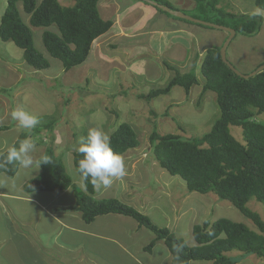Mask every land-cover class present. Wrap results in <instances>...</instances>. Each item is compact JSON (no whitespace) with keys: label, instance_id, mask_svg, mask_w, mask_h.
Here are the masks:
<instances>
[{"label":"rangeland","instance_id":"obj_1","mask_svg":"<svg viewBox=\"0 0 264 264\" xmlns=\"http://www.w3.org/2000/svg\"><path fill=\"white\" fill-rule=\"evenodd\" d=\"M37 1L40 3L42 0ZM58 1L65 7L74 4L73 0ZM167 1L173 7L175 6L176 0ZM177 3L180 7L175 6L179 9L177 11L184 15L189 17L200 15L194 2L177 0ZM6 4L7 0H0V16L5 10ZM117 5L116 3L114 6L118 9ZM17 6L23 21L31 27L30 16L24 12L22 3L19 2ZM218 6L224 9L225 13L234 14V16L259 14L264 18V11L258 9L255 0H220ZM120 7L119 10H124V12L128 9L125 4ZM129 10L134 11L133 8H129ZM156 10L154 8V11ZM149 14L150 12H147L146 18ZM162 15L167 16L174 23L176 21L187 23L167 14ZM204 29L212 31H206L207 37L210 36L209 39H213L211 33L218 36L224 35L228 38L224 31L205 27ZM31 30L36 49L50 61L51 66L48 70L33 69L25 62L23 51L19 47L12 42L0 39V45L3 47V52H0L1 61L9 56L12 63L23 62L21 73L25 75V80L17 87L1 88L2 86H0V92L3 93H0V126L5 125L10 128L7 131H0V157L6 152L8 146L16 144L22 133H28V138L36 143V150L32 153L33 159L38 160L42 155H45L46 148L53 145L55 157L63 163L67 175L76 187H71L67 191H43L27 194L24 192L23 186L40 176L42 168H19L13 179L0 175V177L2 176L1 180L4 179L7 182L5 185L7 191L22 194L24 198L34 195L36 199L42 197V203L47 208L54 209L71 205L76 200V192L83 191L85 188L81 187L73 156L80 138L87 134L90 128H99L109 137L121 123L125 122L136 131L140 146L121 156L125 164V175L120 179H115L117 181L104 191L102 199L114 198L113 196L117 195L116 199L127 204L128 196L126 195H130V203L137 207L128 205L149 216L155 225L169 227L176 236L183 238L192 246L196 245L193 238V227L202 225L205 221L213 223L219 219H228L234 223H243L252 231L259 232L238 209L233 207L230 202L221 200L216 194L211 192L206 195L197 192L190 193L181 177L170 175L160 167L152 156L150 136L154 129L162 135L173 133L186 138L197 137L210 132L214 121L219 118L220 112L215 93L208 92L200 101L203 84L193 86L189 94L184 88L176 86L169 94L159 96L151 101L139 97L140 94L147 96L152 89L168 86L175 72L165 67V61L170 65L175 64L182 73H193L194 71L199 81H202L201 60L203 58L195 59L194 51H190L188 52V62L180 57L181 61L176 58L172 63L165 56L164 51H155L151 48L148 50L147 48L146 59L140 60V56L137 55L143 52L135 55L137 51L124 49L128 47L125 46L127 38L115 42L114 46L111 43L119 40L121 34L107 32L93 43L92 51L97 52V55L89 57L86 65L67 71V74L64 72L62 63L58 59L52 58L46 50L42 39L45 30L34 27H31ZM50 30L55 32L57 29L53 27ZM181 30L185 32L184 29ZM123 34L125 35L126 32L123 31ZM106 35L107 41L100 42L101 38ZM130 35L134 39L138 38ZM149 36L151 35L146 37L150 40ZM216 39L214 38L215 42ZM149 40H144V44L146 45V41L149 42ZM103 43L106 47H101ZM132 44L136 45L137 43H131V46ZM132 54L134 55L132 56ZM167 54L179 57V55H183V50L175 49L173 53ZM227 59L242 74H248L258 65L264 63V21L261 30L256 35L238 34L233 38L228 47ZM143 65L150 67H144L141 72L135 71ZM86 66L87 68H85ZM63 69L64 71H62ZM53 75L54 77H52ZM15 110H23L35 116L39 123L30 132L20 130L11 117V113ZM151 111L156 113V117L151 114ZM258 118L259 121L264 122V113ZM54 120L57 124L52 131L43 129L47 121ZM154 122L156 126H154ZM231 132L238 141L243 142L240 128L232 127ZM123 186H125L124 194L121 193ZM100 192L98 190L93 197L101 200ZM140 198L146 199V203L143 204ZM27 204L29 205V203ZM248 207L258 213L264 221V205L262 203L251 198ZM71 212L74 213L71 214ZM65 215L78 219L75 227L85 226L81 214L77 211L72 210L66 212ZM25 216L28 224L30 222L29 212H26ZM5 219L8 221V218L0 217V264H51V258H55V256L61 258L65 256L69 262L73 260L69 259L68 250H62V253L52 250L56 245L47 249L48 253L35 249L30 240L16 236L15 232H10L9 227L4 223ZM96 226L107 230L114 236L122 231L121 224L112 217L107 219L97 217ZM147 232L154 236L149 229ZM61 237L72 250L74 247L70 246L76 245L82 240L83 244L97 253L98 260L92 261L90 264H108L105 260L119 264L117 260L119 256L113 257L111 249L100 243L98 239H86L73 234V231L68 229L63 231ZM158 245L156 244L154 247L153 258L162 260L163 263L168 251L166 247H158ZM227 255L241 258L238 264H264V259L252 254L244 255L238 250ZM101 256H104L105 259L101 260ZM91 257L97 259L94 255ZM69 262L68 264H75ZM190 264L212 263L192 262Z\"/></svg>","mask_w":264,"mask_h":264},{"label":"trees","instance_id":"obj_2","mask_svg":"<svg viewBox=\"0 0 264 264\" xmlns=\"http://www.w3.org/2000/svg\"><path fill=\"white\" fill-rule=\"evenodd\" d=\"M73 1V6L65 7L58 0H43L40 3L37 0H7L0 16V39L19 47L23 51L24 60L33 69L45 71L50 68V61L36 49L31 30V27L43 28L45 31L42 39L47 52L62 63L65 71L86 65L93 43L111 31L113 22L101 18L98 8L100 0ZM152 1L174 11L179 10L167 0ZM191 1L200 12L199 16L193 18L234 29L235 36L256 35L262 28L264 18L259 14L234 16L225 13L218 6L220 0ZM19 2L22 3L24 12L30 16L31 27L20 15L17 6ZM255 5L264 11V0H255ZM157 11L171 16L162 10ZM176 19L192 24L184 19ZM53 27L57 29L55 32L50 30ZM223 45L224 43L215 49H209L201 60L202 81H199L194 71L182 73L176 65L165 61V67L175 72L168 86L152 89L147 96L140 94L139 97L151 101L169 94L176 86L184 88L189 94L193 86L199 84H203L200 101L208 92L217 95L220 116L214 121L210 132L186 138L173 133L162 135L154 129L150 136L152 156L170 175L181 177L190 193L216 194L238 209L259 232L228 219H219L213 223L205 221L202 225L193 227L196 245L192 246L169 228L155 225L149 216L133 206L114 198L95 199L93 196L96 188L91 183H87L83 191L76 192V207L69 208L80 212L86 224H91L99 216L111 214L130 217L155 234L154 241L146 247V251L152 252L156 243L162 241L170 251L172 264H238L241 258L227 255L235 250L264 259V221L248 207L251 198L264 205V122L258 118L264 113V70L249 79L237 75L222 60ZM194 51L195 59H199V53ZM263 65L264 63L258 65L253 72ZM151 114L156 117L154 111ZM49 121L43 129L52 131L57 122ZM232 127L242 130L243 142L234 137ZM9 129L6 126L0 127V131ZM27 134L22 133L15 144L17 147L22 140L28 138ZM109 141L113 151L120 156L140 146L136 131L125 122L109 136ZM54 153L53 145L46 148L45 155L50 156L53 163L41 165V175L24 185L25 193L67 191L76 187ZM5 156L6 152L0 157V175L13 179L19 167L5 164ZM73 156L77 169L81 155L76 151Z\"/></svg>","mask_w":264,"mask_h":264},{"label":"crops","instance_id":"obj_3","mask_svg":"<svg viewBox=\"0 0 264 264\" xmlns=\"http://www.w3.org/2000/svg\"><path fill=\"white\" fill-rule=\"evenodd\" d=\"M190 2L193 1L190 0ZM116 3L118 4V9L114 6ZM123 4L128 8L125 12L124 10H119L121 8L120 5ZM174 5L177 6V8H180L177 0ZM98 8L103 20L113 22L111 32H119L121 34L119 40H115L111 45L115 46V42L123 41L127 38L125 46L128 47H125L124 49L126 51H137L135 55L139 52H143L137 55L138 57L140 56V60L146 59V49L148 48L149 50L151 48L155 51H164L165 56H167L172 63L176 58L178 61H181L180 57L188 62V52L196 50V53H199L200 55L198 58H204L209 49H215L227 40L226 36L212 34L211 30L196 26L195 23L187 24L180 21L174 23L169 20L167 16L160 14L157 10L154 11L153 6L148 5L146 2H140L139 0H100ZM129 8H133L134 11L132 12ZM147 12H150L148 18H146ZM120 15L122 16L119 17ZM181 29H184L185 32H182L183 30ZM123 31L126 32L125 35L123 34ZM206 31H211L209 33H211L213 39H209L210 36L207 37L208 33ZM130 34L138 38L134 39ZM147 35H151L149 36L150 40L146 37ZM103 37L104 38H101L100 42L107 41V35ZM214 38H217L216 42L214 41ZM144 40H149V42L146 41L145 45L143 42ZM131 43L137 44H132L131 46ZM104 45L105 43H103L101 47H106ZM175 49L183 50V55L176 57L175 55L167 54L169 52L173 53V50ZM0 52H3V47L1 45ZM91 52L92 53L89 57L97 53H94L92 50ZM193 53H195V51ZM133 55L134 54H132V56ZM193 55L195 56L196 54ZM165 56L162 55L164 58ZM12 62L13 61H11V57L9 56L2 61L0 58L1 88L17 87L25 80V75L21 73V67L24 65L23 62ZM144 67L148 68L150 66L143 65V67L140 66L135 71L141 72ZM64 69L62 71H64ZM64 72L67 73V71ZM52 77H54V75ZM1 177L0 217L8 218V221L5 219L4 223L9 227V231L17 233L16 236L26 238L28 241L30 240L32 246L35 249L41 250V252L48 253L47 249L52 245H56L52 250L57 251L58 253H62V250H68L70 255L69 259H73L69 262L65 256L64 258L55 256V258H51V264H68V262H74L75 264H90L92 261L98 260V254L89 249L87 245L83 244L82 240L76 243V245H71L70 247H74V249H70L66 241L61 237L65 229L71 230L73 231V234L86 239H98L100 243H103L107 248L111 249L113 257L119 256L117 259L119 264H172L170 251L162 241H158L156 244H159L158 247H166L168 251V255L163 260V263L162 260H156V258H153L155 248H153L152 252L146 251L148 244L154 241L155 234L153 232L154 236L149 234L146 227H141L136 220L130 217L114 214L99 216L105 219L112 217L121 224L122 231L119 234L116 233V236L111 235L107 230L98 228L96 226V219L91 224L85 223V226L82 228L75 227L78 219L74 217L72 218V216H67L65 213L72 211L69 208L76 207V200L69 206H62L54 209L48 207V209L47 206L42 203V197L36 199V196L34 195L24 198L22 194L7 191L5 187L7 182L4 179L1 180ZM116 181L117 180H114L113 183ZM107 188L108 187L96 188V193L98 190L101 191V199ZM124 190L125 186H123L121 190L122 194H124ZM116 196L117 195L113 196L114 199H116ZM126 196H128L127 204L137 207L130 203V195ZM106 198L109 197L106 196ZM140 201L143 204L146 203V199L144 198H140ZM27 203H29V205ZM26 212H29L30 222H28V224L25 216ZM73 213L74 212H71V214ZM154 247H156V245ZM91 255L96 256L97 259L92 258ZM100 259L104 260L105 258L104 256H101ZM153 260H155V262H153ZM105 262L108 264H114L113 261L109 260H105Z\"/></svg>","mask_w":264,"mask_h":264},{"label":"clouds","instance_id":"obj_4","mask_svg":"<svg viewBox=\"0 0 264 264\" xmlns=\"http://www.w3.org/2000/svg\"><path fill=\"white\" fill-rule=\"evenodd\" d=\"M141 2L144 1L141 0ZM153 8L156 7L153 6ZM108 33L111 31L109 30ZM11 117L17 123V127L26 132H30L39 123L35 116L23 110L13 111ZM35 150L36 143L31 138H26L19 143L18 147L16 145L7 147L4 163L15 164L22 169H39L41 165L53 163L48 155H42L38 160H34L32 153ZM76 151L81 155L76 169L81 187L91 183L97 189L106 188L111 186L115 179L125 175L122 157L113 151L109 137L99 128H90L87 134L80 138Z\"/></svg>","mask_w":264,"mask_h":264},{"label":"water","instance_id":"obj_5","mask_svg":"<svg viewBox=\"0 0 264 264\" xmlns=\"http://www.w3.org/2000/svg\"><path fill=\"white\" fill-rule=\"evenodd\" d=\"M142 1L152 5L154 7H156L159 10H162V11L170 14L173 17L184 19V20L190 21V22L195 23V24H201L203 26H207V27H210V28H213V29H218V30H221V31H224V32L228 33L230 36L226 40V42L224 43V45L222 47L221 57H222V60L224 61V63L227 64L232 69V71L235 72L237 75H239V76H241L243 78L249 79L250 77H252V76L258 74L259 72H261L262 70H264V65H263L258 70L253 72V74L245 75V74H242L241 72H239L235 67H233L232 64H230V62L227 59L226 51L228 49V46H229L230 42L232 41V39L236 35V32H235L234 29H231L229 27L216 25V24L209 23V22H204V21H201V20H197V19H195L193 17H189V16L184 15L180 11H174V10L170 9L169 7H167V6L161 5V4H159L157 2H154L152 0H142Z\"/></svg>","mask_w":264,"mask_h":264},{"label":"bare ground","instance_id":"obj_6","mask_svg":"<svg viewBox=\"0 0 264 264\" xmlns=\"http://www.w3.org/2000/svg\"><path fill=\"white\" fill-rule=\"evenodd\" d=\"M227 35H228V38H229L230 35H229L228 33H227ZM228 38H227V39H228ZM227 51H228V49H227ZM227 51H226V55H227ZM230 64H231V63H230ZM232 66H233V65H232ZM233 67H234V66H233ZM239 72H240V71H239ZM252 72H253V71H252ZM252 72H250L249 74H253ZM139 155H140V154H139ZM145 155H146V154H145Z\"/></svg>","mask_w":264,"mask_h":264}]
</instances>
